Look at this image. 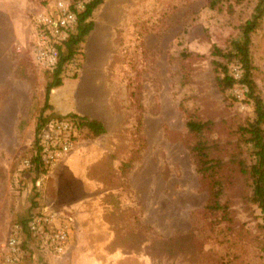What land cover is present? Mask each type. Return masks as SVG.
Listing matches in <instances>:
<instances>
[{"label":"rangeland","instance_id":"374dc122","mask_svg":"<svg viewBox=\"0 0 264 264\" xmlns=\"http://www.w3.org/2000/svg\"><path fill=\"white\" fill-rule=\"evenodd\" d=\"M57 1L0 0V245L13 223L48 203L51 175L21 164L34 154V123L52 81V68L33 53L35 17ZM254 5L104 0L93 12L92 31L63 66L59 93H83L78 109L101 116L105 133L80 131L61 162L67 168L74 157L80 191L57 209L74 220L69 251L28 250L25 264H264L263 216L250 176L237 167L240 159L253 163L240 133L255 120L253 102L242 84L219 90L212 73L213 49L230 48ZM259 24L250 74L264 100V15ZM227 66L236 78L243 74L236 62ZM187 115L213 123L210 155L220 160L225 211L205 210Z\"/></svg>","mask_w":264,"mask_h":264},{"label":"trees","instance_id":"16d2710c","mask_svg":"<svg viewBox=\"0 0 264 264\" xmlns=\"http://www.w3.org/2000/svg\"><path fill=\"white\" fill-rule=\"evenodd\" d=\"M104 0H89L84 3V10L78 14V24L76 31L71 33L62 44L56 46L57 60L52 68V81L47 84L44 92L43 107L35 120V148L31 158V165L23 168L34 173L47 174L44 169L38 150V135L45 124L52 119L72 118L78 127V134L85 130L91 138H97L105 133L103 123L96 119H90L87 115H78L76 113L67 116L53 117L52 114H46L51 109L49 105L50 93L53 89L62 85L61 72L66 62L73 59L74 55L80 49V43L92 31L93 22L90 17L93 12L103 3ZM223 0H207V7L218 8ZM264 15V0H255L252 13L239 28L238 39L231 40L230 48L227 51L215 47L213 54L219 59L213 60L212 73L216 86L221 91L233 88L236 84H242L246 90V96L253 102L255 120L241 127V138L250 149V156L253 163L247 165L245 160H238L237 167L244 175H249L252 180V201L257 205L263 216L264 230V100L255 94V84L251 79L250 70L252 67V58L250 54L251 34L257 30L259 23ZM184 58H195L198 55L191 53L183 54ZM220 59H223L222 61ZM236 62L243 70V74L236 78L230 73L227 62ZM185 77V74L183 75ZM187 134L190 138L189 155L195 166V172L200 181L207 188L205 210L214 214L217 211H225L226 207L221 204L220 197L222 193V181L218 174L221 167L218 158H212L210 155L211 144L208 135L211 133L213 123L211 121H200L187 115L184 120ZM78 137V135H77ZM76 137V139H77ZM22 221V220H21Z\"/></svg>","mask_w":264,"mask_h":264},{"label":"built area","instance_id":"2783aa9c","mask_svg":"<svg viewBox=\"0 0 264 264\" xmlns=\"http://www.w3.org/2000/svg\"><path fill=\"white\" fill-rule=\"evenodd\" d=\"M84 6L83 1L58 0L35 17L33 53L39 63L53 68L57 60L56 46L76 31L78 14ZM77 135L78 127L70 117L52 119L45 124L38 135V150L45 170L66 159L76 148ZM30 165L31 158H25L21 169ZM73 227L72 216L60 210L44 207L32 211L9 228L0 245V264H23L28 250L63 256L71 246Z\"/></svg>","mask_w":264,"mask_h":264},{"label":"crops","instance_id":"0c3cea01","mask_svg":"<svg viewBox=\"0 0 264 264\" xmlns=\"http://www.w3.org/2000/svg\"><path fill=\"white\" fill-rule=\"evenodd\" d=\"M64 85L65 81H62V85L60 87L51 91L49 97L51 110H48V113L62 115L67 114L68 112H80L81 115H87L90 119H96L102 123L101 116L97 114H94L95 116H91L89 113H84L83 110L78 109V101L84 99L83 93L78 92L77 90H65V92L60 94V89H65ZM61 96H64L62 99L64 101V105L59 101ZM73 100H75V102L71 103ZM61 106H63L64 110ZM75 168V161L73 157V161L69 167L65 168L63 163H59L48 171L49 176L51 175L50 177H52V181L49 185L44 186V189H49L47 207L50 206L53 209H59L60 205L63 204L61 202L64 199H68L70 201L74 198H78L80 191L78 189V184L74 183V180H76V176L78 175ZM25 257L26 254L23 259V264H25Z\"/></svg>","mask_w":264,"mask_h":264}]
</instances>
